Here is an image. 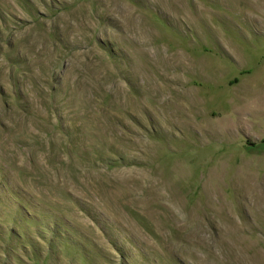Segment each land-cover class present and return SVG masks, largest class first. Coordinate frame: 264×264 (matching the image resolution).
I'll return each instance as SVG.
<instances>
[{"label":"rangeland","instance_id":"374dc122","mask_svg":"<svg viewBox=\"0 0 264 264\" xmlns=\"http://www.w3.org/2000/svg\"><path fill=\"white\" fill-rule=\"evenodd\" d=\"M0 264H264V1L0 0Z\"/></svg>","mask_w":264,"mask_h":264},{"label":"trees","instance_id":"16d2710c","mask_svg":"<svg viewBox=\"0 0 264 264\" xmlns=\"http://www.w3.org/2000/svg\"><path fill=\"white\" fill-rule=\"evenodd\" d=\"M10 193H11V198H12L11 200L13 201V203H15V205H20L19 209H21L23 211H27L28 206L26 203H24L25 202L24 199H26V198L23 196V194H21L20 192H17L16 190H12V189H11ZM26 201H27V199H26ZM24 215L26 217H28L27 216L28 211Z\"/></svg>","mask_w":264,"mask_h":264},{"label":"crops","instance_id":"0c3cea01","mask_svg":"<svg viewBox=\"0 0 264 264\" xmlns=\"http://www.w3.org/2000/svg\"><path fill=\"white\" fill-rule=\"evenodd\" d=\"M264 1V0H263Z\"/></svg>","mask_w":264,"mask_h":264}]
</instances>
